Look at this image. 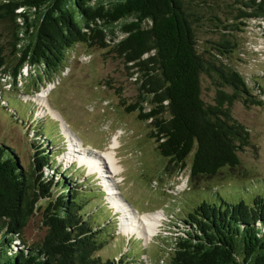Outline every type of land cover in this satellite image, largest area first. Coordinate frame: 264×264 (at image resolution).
Listing matches in <instances>:
<instances>
[{"label":"trees","instance_id":"1","mask_svg":"<svg viewBox=\"0 0 264 264\" xmlns=\"http://www.w3.org/2000/svg\"><path fill=\"white\" fill-rule=\"evenodd\" d=\"M250 21H264V0H0V78L13 89L26 78V66L35 70L37 79L26 81L37 93L61 77L77 45L111 47L132 64L141 85L140 100L127 112L139 111L138 119L149 122V137L169 164L184 169L192 159L190 190L200 201L180 218L184 231L175 243L158 260L152 253L158 264H264V191L258 187L264 178L242 167L239 153L250 146L251 134L232 114L235 102L264 105L231 61L243 49L238 35ZM203 23L220 38L200 51L197 32ZM204 76L214 88L212 102L203 98ZM7 102L18 108L15 98ZM54 124L37 127L39 142L28 169L9 146L0 145V264H145L121 247L106 256L103 250L114 237L111 213L91 214L93 192L61 166L54 172L64 178L55 182L46 175L55 155L40 137L55 144ZM211 180L215 186H200ZM217 186L236 187L241 198L229 202ZM53 189L59 196L44 211L47 232L41 242L29 244L23 232ZM206 191L218 201L203 199Z\"/></svg>","mask_w":264,"mask_h":264},{"label":"rangeland","instance_id":"2","mask_svg":"<svg viewBox=\"0 0 264 264\" xmlns=\"http://www.w3.org/2000/svg\"><path fill=\"white\" fill-rule=\"evenodd\" d=\"M248 24L250 27L247 31L238 35L240 48L243 49L233 55L231 61L248 82L252 93L264 101V21H250ZM210 25L203 23L198 29L200 51L207 46L208 41L220 38L218 34L210 32ZM116 34L119 39L124 37L118 32ZM68 55V68L61 77L56 78L54 83L43 84L37 93L35 87L33 90L30 87L29 78H37L35 70L29 66L23 69V76L27 79L20 80L19 89H13L8 79L0 78V145L4 143L9 146L19 157L22 166L28 169L36 156L35 146L39 142L37 127L42 122L56 123L58 136L56 135L55 144L51 141L48 143L45 136L40 137L43 138L42 141L45 140L42 147L55 155L54 167L48 168L46 175L53 177L55 182L64 178L62 174L54 172L55 168L61 166L63 171H69L74 176V181L78 177V182L84 183L85 188L93 192V196L89 197L91 205L88 210L91 214L99 213L100 209L111 213L108 220L114 237L109 241L108 249L103 250L106 256L118 252L121 247L123 252L130 250V254L139 260L143 259L145 264H158L152 253L156 254L155 258L158 260L166 246L175 243V237L181 236L184 231L179 224L180 218L200 201L198 193L190 190L192 159L187 160L184 169L169 164L168 159L156 151V143L149 137V122L138 119L139 111L132 114L127 112L126 107L135 104L141 97V85L136 82L137 76H132L135 70L129 69L132 64H127L123 58L113 53L111 47L100 49L79 44ZM202 82L203 98L212 102L214 88L209 87L211 80L204 76ZM255 84L262 90L263 95L255 92ZM50 87L52 88L47 93V99L39 98ZM8 97L18 101L15 102L18 108L8 105ZM145 104H140V107H147ZM6 107L9 109H5ZM19 108L26 114L27 122L23 121V117L20 118ZM232 114L236 120L247 126L251 134L250 146L239 153L242 167L250 175L264 178V105L247 108L242 102H235ZM71 132L81 140V144L75 142ZM114 136L119 142L116 155L122 167L121 173L111 179V174L107 173V169L104 170L106 176L110 177L108 179L115 188L117 197L136 215L137 226L141 228L143 237L129 234L120 226L123 213L118 212L108 202L109 195L103 180L98 173L90 171L88 164L79 162L81 159L78 158V153L94 154V157L103 158L108 153ZM69 150L78 156L70 162L65 157ZM103 163L107 168L104 160ZM211 181L200 186H215L216 183ZM258 187L264 191V179ZM215 191L229 202H236L241 198V192L233 186H217ZM50 195L41 199L35 215L23 232L22 236L29 244L41 242L47 232L42 223L43 214L48 207L47 203L56 201L59 192L53 189ZM202 195L208 201H218L217 196L211 192L206 191ZM179 209H183V213L178 214ZM146 214L161 215L159 227L151 236L147 234L146 225L141 223L142 215ZM130 219L131 225L134 224L133 218ZM17 244L19 243L16 242ZM19 247H23V244Z\"/></svg>","mask_w":264,"mask_h":264},{"label":"bare ground","instance_id":"3","mask_svg":"<svg viewBox=\"0 0 264 264\" xmlns=\"http://www.w3.org/2000/svg\"><path fill=\"white\" fill-rule=\"evenodd\" d=\"M51 88L52 87L48 88L47 91H43V94L41 93V95H39V98H46L47 93L51 90ZM65 131H67V130H65ZM67 133H69V132H67ZM71 135L73 136L75 142L81 144V140H79L75 134L72 133ZM66 138L68 139V137H66ZM110 145H111V147L109 148L110 152L108 151V153H105L103 155V158H101L100 156L94 157L93 156L94 154L91 155L88 153H84L83 155L78 153L77 155L79 157L78 156L77 157L81 159L79 161L81 164H83V165L88 164L90 171L92 173L93 172L98 173L100 176L99 178H101L103 180L104 187L106 188L107 194L109 195L108 202L118 212L120 211L123 213L122 216L120 217V223H121L120 226H122L124 228V230L129 232V234H136V235H139V237H141V236L143 237L141 228L137 226V222L135 219L136 215H134L132 210H130V208L117 197V192L115 191V188L111 185L110 180L108 179L110 177L106 176V171L104 169H107V173L111 174L110 175L111 179H114L115 176H119L121 173V169H122L121 165L118 162V158L116 155V152H117L116 150L119 147L118 138L114 136L112 144H110ZM88 150H90V149L88 148ZM87 154L89 155V157H87ZM71 155H73L71 153V150H69V152H67L65 154V157H66L67 161H69V162L71 159L73 161L75 158H77L75 155H73L72 157H71ZM102 159L106 162L107 168H105ZM130 217L133 218V221L135 222L132 225H131ZM160 220H161V215H159V214L142 215L141 223L146 225V229L148 231L147 232L148 236H151V234H155L154 232L156 231L157 227H159L158 224H159Z\"/></svg>","mask_w":264,"mask_h":264}]
</instances>
